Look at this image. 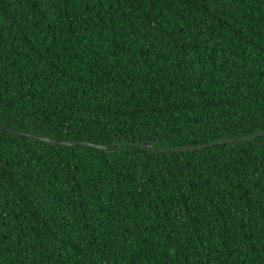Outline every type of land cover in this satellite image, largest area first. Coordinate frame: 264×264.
Returning <instances> with one entry per match:
<instances>
[{
	"label": "trees",
	"instance_id": "1",
	"mask_svg": "<svg viewBox=\"0 0 264 264\" xmlns=\"http://www.w3.org/2000/svg\"><path fill=\"white\" fill-rule=\"evenodd\" d=\"M0 122L262 130L264 0H0ZM0 264H264V135L0 129Z\"/></svg>",
	"mask_w": 264,
	"mask_h": 264
},
{
	"label": "water",
	"instance_id": "2",
	"mask_svg": "<svg viewBox=\"0 0 264 264\" xmlns=\"http://www.w3.org/2000/svg\"><path fill=\"white\" fill-rule=\"evenodd\" d=\"M0 129L6 130L8 132L25 136L28 138H34L38 139L40 141L44 142H50L54 144H59V145H82V146H89V147H94V148H99L103 149L109 152L117 150L119 146H124V145H133L141 148H146L150 149L152 151L156 152H167V151H185V150H194V149H200L208 146H213L216 144H223L227 142H235V141H244L248 140L257 136H262L264 135V129L259 130L257 132L241 135V136H236V137H222L217 140H213L210 142H204V143H199V144H190V145H185V146H168V147H161V148H155L152 146V142L150 141H116V142H105V143H97L93 142L90 140H67V139H57L51 136H44L41 134H37L34 131L28 132L26 130H21L19 128H15L12 126H9L7 124H4L0 122Z\"/></svg>",
	"mask_w": 264,
	"mask_h": 264
}]
</instances>
